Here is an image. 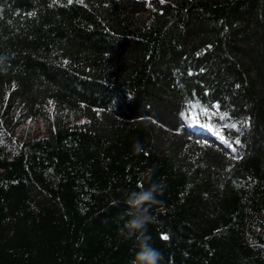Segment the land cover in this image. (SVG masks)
I'll use <instances>...</instances> for the list:
<instances>
[{"label": "trees", "instance_id": "1", "mask_svg": "<svg viewBox=\"0 0 264 264\" xmlns=\"http://www.w3.org/2000/svg\"><path fill=\"white\" fill-rule=\"evenodd\" d=\"M138 185L161 264H264V0H0V264H130Z\"/></svg>", "mask_w": 264, "mask_h": 264}, {"label": "clouds", "instance_id": "2", "mask_svg": "<svg viewBox=\"0 0 264 264\" xmlns=\"http://www.w3.org/2000/svg\"><path fill=\"white\" fill-rule=\"evenodd\" d=\"M139 190H131L125 194L124 203L128 206L127 221L124 224L126 239L134 238V255L130 264H161L162 253L150 243L146 235L148 225L153 222L149 206L155 201L157 188H145L138 185Z\"/></svg>", "mask_w": 264, "mask_h": 264}, {"label": "rangeland", "instance_id": "3", "mask_svg": "<svg viewBox=\"0 0 264 264\" xmlns=\"http://www.w3.org/2000/svg\"><path fill=\"white\" fill-rule=\"evenodd\" d=\"M37 125V126H36ZM37 127L39 128V129H41V127H40V125L39 124H32V125H30L29 127H26V130H32V131H34V130H36L37 129Z\"/></svg>", "mask_w": 264, "mask_h": 264}, {"label": "snow or ice", "instance_id": "4", "mask_svg": "<svg viewBox=\"0 0 264 264\" xmlns=\"http://www.w3.org/2000/svg\"><path fill=\"white\" fill-rule=\"evenodd\" d=\"M68 2L71 3L72 0H68ZM31 15H34V13H31ZM233 127H235V125H233ZM221 139H223V137H221ZM237 143H239V141H237ZM162 238L163 239H168V237L166 235H164Z\"/></svg>", "mask_w": 264, "mask_h": 264}]
</instances>
